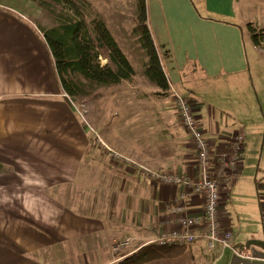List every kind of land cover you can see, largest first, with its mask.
Instances as JSON below:
<instances>
[{
	"label": "crops",
	"instance_id": "crops-1",
	"mask_svg": "<svg viewBox=\"0 0 264 264\" xmlns=\"http://www.w3.org/2000/svg\"><path fill=\"white\" fill-rule=\"evenodd\" d=\"M33 5L0 0V264H116L180 230V208L201 216L202 194L177 200L184 185L154 181L135 167L197 176L195 149L173 91L190 100L213 159L231 158L230 141L243 136L235 175L221 182L217 214L221 228L232 233L236 254L248 256L254 245L246 243L264 242V170L248 152L258 110L236 88L237 78L251 71L243 30L248 22L264 28L262 14L253 12L264 8V0H198L203 14L193 0H146L170 88L148 94L131 83L114 85L92 118L88 107L80 113L61 93ZM219 78L224 86L215 83ZM189 81L204 85L192 91ZM204 87L216 100L202 98L198 89ZM104 100L117 106L113 116L120 120L101 112ZM203 230L202 224L192 228ZM127 238L130 247L114 254L112 246ZM232 253H210L199 239L179 256L142 264H195L205 255L215 256L210 264H229Z\"/></svg>",
	"mask_w": 264,
	"mask_h": 264
},
{
	"label": "trees",
	"instance_id": "trees-1",
	"mask_svg": "<svg viewBox=\"0 0 264 264\" xmlns=\"http://www.w3.org/2000/svg\"><path fill=\"white\" fill-rule=\"evenodd\" d=\"M37 5L50 21L35 25L52 57L61 93L69 100L95 95L101 88L122 82L130 83L135 71L115 37L86 0H29ZM251 43L264 52V28L253 22L246 24ZM134 32L147 59L144 74L160 93L170 88L147 22L146 0H136ZM103 55L106 62L101 63ZM192 68V65L190 66ZM4 169L0 162V172ZM191 243L148 242L120 259L116 264H142L162 258L176 257L189 250ZM213 257L205 255L202 263Z\"/></svg>",
	"mask_w": 264,
	"mask_h": 264
},
{
	"label": "built area",
	"instance_id": "built-area-1",
	"mask_svg": "<svg viewBox=\"0 0 264 264\" xmlns=\"http://www.w3.org/2000/svg\"><path fill=\"white\" fill-rule=\"evenodd\" d=\"M173 100L180 124L190 135L195 149L198 167L197 176L187 177L172 171L152 170L138 164H135V167L139 168L154 181L170 185H184V190L177 200L186 201L192 195L202 194L204 196V209L201 216H191L186 213L184 208H180L178 210L181 212L178 217L180 230L164 233L151 242L163 245L172 242L191 243L203 239L206 244V250L210 253L216 252L219 256L226 249L237 253L230 243L232 233L229 229L221 228L217 211L221 182L225 181L227 183L235 175L236 161L242 151L243 136L237 134L230 141L231 148L233 149L231 158L220 156L213 159L210 153L209 142L204 136L202 128L192 110L190 100L175 91H173ZM99 141L97 133L92 131V142L97 144ZM200 224L204 225V230L200 233H194L192 228ZM130 245V239L127 238L115 243L112 246V251L114 254H117L127 250Z\"/></svg>",
	"mask_w": 264,
	"mask_h": 264
},
{
	"label": "rangeland",
	"instance_id": "rangeland-1",
	"mask_svg": "<svg viewBox=\"0 0 264 264\" xmlns=\"http://www.w3.org/2000/svg\"><path fill=\"white\" fill-rule=\"evenodd\" d=\"M86 1L106 23L107 27L115 37L118 45L125 53L130 64L132 65L135 71V76L130 83L133 84L136 89L138 88V90L144 93L149 94V92L157 90V86L149 82L146 75L144 74V63L147 59V56L140 46L138 37L134 32L136 0ZM256 1L258 2V0ZM193 2L197 6V10L202 13L203 9L198 7V0H193ZM33 6L35 8L34 20L40 19L42 24H48L50 21L48 20V17L44 14V12H42V10H40L37 5L34 4ZM253 12L256 16L262 14V17L259 18L264 17L263 7L257 6V8L253 9ZM243 31L247 54L251 62V71L246 72L240 78H237L239 81L237 82L238 87L236 88H238L239 92H242V95L244 97L247 96L248 100L252 102V104L258 110L257 118L251 121L252 123H254V131L251 135H249L248 152L252 155V158L250 160L252 161L253 165L255 167L261 168V170H264V52L258 48L253 47L246 26ZM99 59L102 64L106 62L103 55L101 54L99 56ZM194 76H196V78L198 77V75ZM146 82L148 83V85L145 84ZM192 83V81H189L187 83L188 88L190 87V90L192 91H194L193 88L195 86L204 85V83L199 84V81L195 82L194 84ZM215 83L224 86L225 81L222 80V78H219L215 81ZM113 88L114 86L101 88L95 95L84 97L80 100H72L73 104L80 113H83V110L88 107L90 112L89 118H92V116L95 114L94 112H96V109H98L97 103L99 98L102 96L108 97L110 95H113V92L111 91V89ZM198 90L203 94L202 98H210L211 100H216L215 94L210 89V87H204ZM136 91L137 90L133 92ZM181 91L185 93L183 89H181ZM141 92H139V94H142ZM104 101L105 103L102 105L103 107L101 108V112L105 114L106 118L109 117L112 122H117L118 120H120L119 116H113V112L120 111L119 109H117V106L112 104L111 100ZM90 136H92V131L90 133ZM257 176H261V173L259 172V175ZM226 259L227 257L225 256L224 261H226Z\"/></svg>",
	"mask_w": 264,
	"mask_h": 264
},
{
	"label": "water",
	"instance_id": "water-1",
	"mask_svg": "<svg viewBox=\"0 0 264 264\" xmlns=\"http://www.w3.org/2000/svg\"><path fill=\"white\" fill-rule=\"evenodd\" d=\"M250 245H254V247L249 249L248 256L232 253L229 264H264V242L252 240L250 243H246L245 247L250 248Z\"/></svg>",
	"mask_w": 264,
	"mask_h": 264
}]
</instances>
